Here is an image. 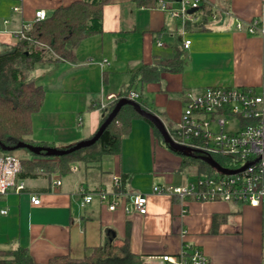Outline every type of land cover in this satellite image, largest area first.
Instances as JSON below:
<instances>
[{
    "label": "crops",
    "instance_id": "obj_1",
    "mask_svg": "<svg viewBox=\"0 0 264 264\" xmlns=\"http://www.w3.org/2000/svg\"><path fill=\"white\" fill-rule=\"evenodd\" d=\"M72 1L0 0V50L17 43L14 32L32 22L37 10L50 14ZM177 2L171 6L177 7ZM202 4L213 11L205 27L196 22L183 25L158 6L112 0L104 6L103 31L82 41L77 61L50 64H62L67 73L81 72L89 84V107L100 110L99 101L120 94L142 65L171 58L177 48L182 49L186 56L183 71H164L158 80L147 83L135 79L134 89L166 126L168 120L180 121L187 91L215 85L259 90L264 84V33L260 29L250 33L247 26L258 21L264 28V0H202ZM16 5L20 11H14ZM238 22L244 29L237 28ZM185 39L191 40L188 48ZM103 59L108 61L102 66L99 61ZM93 80L102 85L95 96L90 91ZM34 115L35 126L39 114ZM101 119L97 113H86L78 116L74 129L69 127L68 116L60 122L57 118L53 131L41 134L34 127L28 139L33 144L66 148L92 136ZM142 121L134 120L132 131L123 137L121 152L104 156L100 168L78 167L61 177V186H53V178L27 179L23 190L12 188L0 194V248L22 245L36 262L46 263L64 254L83 258L107 240L120 244L128 238L130 250L142 256L145 264H161L158 256L179 253L187 241L203 249L209 264H264V206L220 200L181 202L153 193L156 184L191 180L182 173L181 158L156 140L154 130ZM122 174L130 175L128 191L148 194L147 214L126 212L123 207L111 211L98 201L81 206L80 185L112 189L113 177ZM34 194L40 204L32 203Z\"/></svg>",
    "mask_w": 264,
    "mask_h": 264
},
{
    "label": "trees",
    "instance_id": "obj_2",
    "mask_svg": "<svg viewBox=\"0 0 264 264\" xmlns=\"http://www.w3.org/2000/svg\"><path fill=\"white\" fill-rule=\"evenodd\" d=\"M111 1L74 0L68 5H61L47 14L45 19L34 23L28 32L31 39L17 40L16 44L0 53V141L2 143L8 146H13L20 141L32 143L28 136L33 131V115L42 108L46 99V90L35 80L27 79L28 72L39 62H76L77 50L82 41L103 31L104 6ZM134 1L139 5L157 7L159 0ZM191 13L198 17L196 25L205 27L213 11L206 4H202L201 0L198 8ZM185 65L186 56L180 48L176 49L175 55L171 58L163 57L155 64L142 65L131 82L122 89L121 98H128L129 92L135 90L137 77L143 82H152L158 80L164 71H183ZM135 100L148 110L142 100L138 98ZM116 102L100 109L101 123L108 117ZM137 118L147 121L156 128L157 135L161 136L157 127L139 114L133 105L124 104L100 139L91 146L62 156L37 155L30 150L31 156H18L15 154L17 149L3 150L0 146V154L16 155L20 158L21 170L16 176L17 183L39 177L47 179L53 176L65 177L72 173V166L75 164L78 167L100 168L104 156L121 152L123 137L132 131L133 122ZM161 141L184 157L182 164H186L191 159H198L174 150L163 138ZM41 145H48V143L44 142ZM214 158L221 165L230 166L225 160L219 157ZM198 160L208 166L209 174L218 173L206 161ZM121 178L122 188L126 189L130 175L122 174ZM0 264H145V262L142 256L130 250L129 240L126 238L120 244L107 240L103 245L89 249L83 258L64 254L54 256L46 263L36 262L29 249L22 245L0 248Z\"/></svg>",
    "mask_w": 264,
    "mask_h": 264
},
{
    "label": "built area",
    "instance_id": "obj_3",
    "mask_svg": "<svg viewBox=\"0 0 264 264\" xmlns=\"http://www.w3.org/2000/svg\"><path fill=\"white\" fill-rule=\"evenodd\" d=\"M174 0H159L158 7L169 11L172 16L187 22H197L198 17L192 15L191 9L198 8L201 0H180L177 7H172ZM14 11H20L21 6H14ZM47 17L45 10H37L32 22L23 23L14 32L17 40L31 39L28 32L34 23ZM8 22L7 20L5 21ZM237 28L244 29L238 22ZM264 28L253 21L247 26V31L255 33ZM1 33V30H0ZM162 45L161 42H158ZM190 39L184 40L188 48ZM107 59L100 60L103 66ZM90 62H93L91 59ZM140 94L131 90L128 98L137 99ZM121 98L120 94H110L97 104L103 109ZM81 118L79 124H81ZM170 132V131H169ZM178 138H172L181 145L202 151L203 155L212 158L219 157L230 164L228 169H241L236 173L207 174L205 178L197 177L182 184H156L153 193L167 195L181 202L197 201H227L237 202L252 207L264 206V84L258 90L254 87L208 86L199 92L187 91L178 126L175 129ZM215 159V158H214ZM223 166V165H222ZM21 170L20 158L16 155L0 154V194H6L14 188L17 192L25 188V181L17 183L16 176ZM78 170V165L72 166V172ZM53 186H61L59 176H53ZM81 206L98 201L111 211L123 207L126 212L147 214L149 196L145 193L132 192L122 188L121 176L113 177L112 189L88 188L80 185ZM33 204H40L37 195H31ZM184 213L187 209L183 210ZM3 213L6 210L2 211ZM186 233H183L185 236ZM161 264H209V258L203 249L190 242H183L177 254L158 256Z\"/></svg>",
    "mask_w": 264,
    "mask_h": 264
},
{
    "label": "rangeland",
    "instance_id": "obj_4",
    "mask_svg": "<svg viewBox=\"0 0 264 264\" xmlns=\"http://www.w3.org/2000/svg\"><path fill=\"white\" fill-rule=\"evenodd\" d=\"M4 51L5 50H0V53H3ZM36 65L35 68L28 72L26 78L35 80L36 83L43 85L46 90V100L42 108L34 115L37 116L39 114V120L36 119L35 126L33 121V128L36 127L38 131H41V134L50 130L53 131L57 118H59L60 122L62 119L65 120V117L68 116L69 127L77 129L76 121L78 116L84 117L86 113H97L99 116H102L101 110L89 107L87 99L89 84L84 80L81 72L77 73L76 71H72L67 73L65 72L66 68L63 67L62 64H50V62H39ZM101 86H98V84L95 85L94 80L92 81L90 91L93 96L100 93ZM139 90L141 91L140 86ZM138 99L142 100V97H139ZM155 111L158 112L157 110ZM141 120L154 130L156 140L161 141L163 138L162 134L159 137L156 133L155 127H152V125L144 119ZM71 122H73L74 127L71 126ZM178 124V121L171 119L168 120V126H166L174 138H178V135L175 132ZM137 128L138 123L136 124V130ZM172 152L178 158H181L183 162L184 157L181 154L174 151ZM15 154L18 156H31V153L27 148L17 149ZM207 167L208 166L203 164L200 160L191 159L188 160L186 164H183L182 173L185 175V179L188 180H194L197 177L205 178L209 173Z\"/></svg>",
    "mask_w": 264,
    "mask_h": 264
},
{
    "label": "water",
    "instance_id": "obj_5",
    "mask_svg": "<svg viewBox=\"0 0 264 264\" xmlns=\"http://www.w3.org/2000/svg\"><path fill=\"white\" fill-rule=\"evenodd\" d=\"M176 1H180V0H176ZM193 10L194 9H191L190 12H193ZM124 104L133 105L139 114H141L143 117L150 120L157 127V129L161 132L163 139L174 150L181 152L182 154L186 156H192V157L201 159L203 161H206L211 166H213L215 169L223 173H236L245 168L244 167L241 169H228L222 166L216 159L210 156L203 155L202 151L179 144L172 138L168 128L166 127L165 123L163 122V120L160 118L158 114H156L155 112L151 110H147L143 108L142 105L138 101L127 98V97H122L116 102L114 108L112 109L108 117L100 124L99 128L93 134L92 137L80 140L79 142L75 143L74 145L68 148H59V147L50 146V145L33 144L27 141H20L13 146H8L0 141V146L3 150H16L19 148H27L32 153L37 154V155L45 154L46 156H62L65 154H69L73 151H76L84 147L91 146L94 143H96L100 139L104 130L113 121V119L116 117V115L118 114V112L120 111L121 107Z\"/></svg>",
    "mask_w": 264,
    "mask_h": 264
}]
</instances>
